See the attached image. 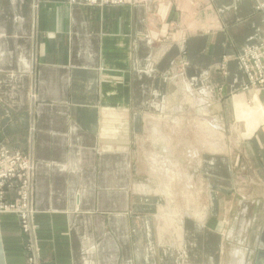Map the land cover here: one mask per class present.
<instances>
[{
  "label": "crops",
  "instance_id": "crops-1",
  "mask_svg": "<svg viewBox=\"0 0 264 264\" xmlns=\"http://www.w3.org/2000/svg\"><path fill=\"white\" fill-rule=\"evenodd\" d=\"M259 2L124 0L100 7L0 0V145L36 163V264H235L233 256L223 259L224 234L207 218L205 224L184 219L183 245L176 232L162 235L164 226L153 218L162 216V205L159 216L147 209L164 201L162 194L138 189H148L138 181L135 158L151 113L170 111L175 91L189 88L204 92L209 107L221 106L219 127L242 123L245 144L256 154L251 179L230 177L227 159L214 166L206 160L202 172L208 190L227 189L220 191L221 217L230 216L229 190L247 196L234 216L241 234L256 218L257 263L264 88L243 90L237 55L264 36ZM25 241L18 216L0 212V264H32Z\"/></svg>",
  "mask_w": 264,
  "mask_h": 264
},
{
  "label": "rangeland",
  "instance_id": "rangeland-1",
  "mask_svg": "<svg viewBox=\"0 0 264 264\" xmlns=\"http://www.w3.org/2000/svg\"><path fill=\"white\" fill-rule=\"evenodd\" d=\"M259 3L261 5H264V2H259ZM185 64L186 63L183 61L181 66H184ZM263 88L264 87H261V89ZM244 91H248V90H244ZM176 92L177 91H175L176 95L175 94L173 95L174 100H172V102L174 101L173 102L174 106H170V111H165L164 113L158 116L159 118L157 117L158 115L157 113L154 112L151 113V116L155 118L154 119L150 118L151 120H149V132L148 134H145L143 140L140 138V145L138 146V152L136 153V158H135L136 167L139 173L138 181L140 180L141 182L143 181L146 184H148L147 192L152 191V192H158L160 194L164 192L163 193L164 196L158 195L160 199L164 198V201L150 202L151 204H149V206L154 204L155 207L148 206L147 209L149 210L150 215L157 214L156 216H159L158 214L159 207H157V205H159L158 203H160V206L162 205V207L167 206L170 208L171 206V209L173 208L176 209L177 207H180L182 212L188 210L192 215V217L190 218L200 222L201 224H205L206 218L208 223L214 221L213 226L210 223L211 226L214 229L221 231V233L224 234L223 235L224 248L222 253L223 259L230 262L232 256L234 255L236 256L242 250L241 248L243 249L251 248L253 251L249 250L247 253H245L244 251V253L246 254V256H248L250 261L251 259L250 254L255 255L256 252L255 251L256 218H253L254 220L251 223L252 225L251 228L249 226L248 231L241 234L239 233L240 230L239 221H238L239 219L235 218L234 216L240 201L246 195L244 196L242 194L240 195V193H238L235 188L233 190H229L228 192L231 195V197L230 199L228 198V201H225L224 203L225 205L228 206V209L230 210L229 213L230 216L221 217L220 214L222 213L221 212L222 203L220 200L222 197L220 196L221 194L220 191L225 192L226 194L227 189L225 188L222 189L215 185L212 186L213 189L210 188L212 189L214 200L212 202L213 208L212 207L209 208V205L211 204V200H210L211 191L210 189L208 190L207 184L209 182L204 179L205 177L202 172V167L206 163V160L209 161L208 164L211 163L214 166L215 164H217V162L219 164V161L227 159L230 168L229 169L230 177H233L235 180H237V178H242V177L245 178L248 177L251 179L253 169H250L248 165L250 163L252 164L253 162H255L254 158L256 154L251 148V145L245 144V142H248V140L244 139L245 135H247L245 134L246 131L244 132V130L242 129L243 128L242 123H237L236 121L229 122L228 124L219 122L220 124H222L221 125L222 127H219V124L216 122L217 119L216 112L219 110L221 106L218 104L216 105L215 101H213L214 103L212 107L211 106L209 107L206 103L207 97H205L204 92L200 93V91H197L199 92V94L195 92L196 93L195 95L192 94L193 93L192 89L191 91L181 90L180 95H178V93ZM245 111H247L246 108L244 112ZM179 119L181 120L182 125H180V123L177 124L178 122L176 120L179 121ZM211 126L216 128L222 134L223 138L221 137L222 140H220V142L224 144V145L221 144L223 148L225 147L223 151H215V152L210 151L209 144H211L212 142L211 140L212 135H210L211 134L210 131L212 130ZM158 132H160V136L156 137V133ZM154 136L156 138H154ZM203 138L205 142L202 140ZM215 138L218 139L219 137L216 136ZM154 139H156V141H154ZM206 142H208V144ZM155 143H157L158 145ZM192 149L193 152H189L192 151ZM209 153L211 154V157L206 158V156L209 155ZM157 155L158 157L162 155H167L169 159L173 160L174 162H177L178 166L175 167L176 169L175 168L171 169L169 176L171 178L168 177V180L166 179L167 181L165 180V178H162L163 176L161 177L162 180H160L161 179L160 177H157L156 175L153 174L154 172L152 171L151 168L153 166L152 160ZM178 170L183 172L187 171L189 173L191 177L189 178L191 180V181L189 180L190 182L189 184L191 185L187 184L188 179H186V176L183 178L180 177L179 175L180 173L177 172ZM187 185L189 187H187ZM158 189L161 190L162 192L159 191ZM167 197H169L168 202L165 199ZM142 209L145 210L144 208ZM204 211L206 212V215ZM197 212H199L200 214L203 213V215L205 216V217L203 216L204 218L203 221H200ZM208 213H211L210 217H207ZM153 218L154 221H156V226L157 223L159 226V222L160 224H162V227L164 226L165 221L162 216H159L158 219H156L155 217ZM234 227H235V231H233ZM155 236L156 235L154 233V237ZM157 236H159L158 233ZM166 245L168 246L169 244L167 243Z\"/></svg>",
  "mask_w": 264,
  "mask_h": 264
},
{
  "label": "built area",
  "instance_id": "built-area-1",
  "mask_svg": "<svg viewBox=\"0 0 264 264\" xmlns=\"http://www.w3.org/2000/svg\"><path fill=\"white\" fill-rule=\"evenodd\" d=\"M92 6L121 5L124 0H72ZM258 9L264 14V5ZM238 63L244 72V90L264 87V36L257 42L248 44L237 55ZM36 163L32 155L11 150L0 145V212L18 216L25 244L32 253L30 263L36 264L35 225H34V177ZM13 193L17 196L13 198Z\"/></svg>",
  "mask_w": 264,
  "mask_h": 264
},
{
  "label": "bare ground",
  "instance_id": "bare-ground-1",
  "mask_svg": "<svg viewBox=\"0 0 264 264\" xmlns=\"http://www.w3.org/2000/svg\"><path fill=\"white\" fill-rule=\"evenodd\" d=\"M189 86V85H188ZM187 86V87H188ZM189 91H191V89L189 88ZM193 91V90H192ZM190 96V95H189ZM197 97V96H196ZM204 97V96H203ZM199 98V97H198ZM203 99V98H202ZM197 101V100H196ZM170 102H172V101H170ZM198 102V101H197ZM195 103V102H194ZM170 104V103H169ZM172 104V103H171ZM205 106V105H204ZM169 107V106H168ZM204 108V107H203ZM200 109V108H199ZM174 110H175V108H174ZM155 118V117H154ZM153 118V119H154ZM159 118V117H158ZM151 120V119H150ZM207 120V119H206ZM177 122V124H179L180 123V125H182L181 124V120L179 119V121L178 120H176ZM209 121V120H208ZM161 122V121H160ZM157 123H159V122H157ZM163 123V122H162ZM175 123V122H174ZM205 123V122H204ZM209 123V122H208ZM200 125H201V122H200ZM210 125V124H209ZM209 125H208V127H209ZM215 125V124H214ZM157 126H158V124H157ZM206 126V125H205ZM160 127V126H159ZM175 127V126H174ZM218 127V126H217ZM205 129V128H204ZM203 129V130H204ZM211 134L210 135H212V138H211V140H212V142H211V144H209L210 145V151L211 152H215V151H223L224 150V148L221 146V144L222 145H224L222 142H220V140H222V134H221V132L220 131H218L216 128H214V127H212L211 126ZM153 131V130H152ZM157 131V130H156ZM158 133H159V135H158ZM158 133H156V137H158V136H160V132H158ZM201 133V132H200ZM203 133V132H202ZM205 135V134H204ZM204 135H203V137H204ZM209 135V136H210ZM224 135V134H223ZM216 136H218L219 138L217 139V138H215ZM155 136H154V138H156ZM222 137V138H221ZM225 137V136H224ZM169 138V137H168ZM158 139H160V138H158ZM157 139V140H158ZM207 139V138H206ZM204 142H205V140H204V138L202 139ZM154 141H156V139H154ZM160 141V140H159ZM159 143V142H158ZM161 143H164V142H161ZM168 143V142H167ZM171 143V142H170ZM207 144H208V142H206ZM155 144H157V143H155ZM207 144H205V145H207ZM158 145V144H157ZM221 146V147H220ZM205 147V146H204ZM164 148V147H163ZM167 148V147H166ZM197 150V149H196ZM167 152V151H166ZM189 152H193V149H192V151H189ZM193 154V153H192ZM161 155V154H160ZM188 156V155H187ZM190 158V157H189ZM152 171L154 172L153 174L154 175H156L157 177H162V178H165V180L167 179L168 180V177L170 176V171H171V169L172 168H175V167H177L178 165H177V162H174L173 160H171V159H169L168 158V156L167 155H162V156H159L158 157V155L157 156H155L154 158H153V160H152ZM181 165V164H180ZM176 169V168H175ZM183 169V168H182ZM174 170V169H173ZM178 173H180L179 175H180V177L181 178H183V177H185L186 176V179H188V185H191V184H189L190 182H189V178H191L190 177V175H189V173L186 171V172H183V171H177ZM176 173V172H175ZM162 178L160 179V180H162ZM169 178H171V177H169ZM176 178H178V177H176ZM193 178V177H192ZM166 180V181H167ZM170 181V180H169ZM168 181V182H169ZM174 181V180H173ZM191 181V180H190ZM168 182H167V185H168ZM172 184V183H171ZM178 184V183H177ZM181 184H183V183H181ZM187 185V187H189ZM186 186V185H185ZM151 187V186H150ZM168 188V187H167ZM138 189L140 190V191H142V192H146L147 193V188H145L143 185L142 186H138ZM160 189V188H159ZM158 189V190H159ZM151 190V189H150ZM159 191H161V190H159ZM166 191V190H165ZM172 191V190H171ZM185 191V190H184ZM162 192V191H161ZM175 192V191H174ZM149 193H150V191H149ZM164 193V192H163ZM163 193H162V195H163ZM167 195H168V193H167ZM188 195V194H187ZM168 198L169 197H167L166 198V200H167V202L169 201L168 200ZM177 200V199H176ZM166 202V203H167ZM167 205V204H166ZM160 206V205H159ZM173 206H174V204H173ZM173 206H172V208H173ZM195 211H197V210H195ZM205 212V211H204ZM179 213V218L177 219L176 218V214H178ZM161 215L163 216V218H164V221H165V223H164V227H163V229L161 230V234L162 235H164V234H166V233H171V232H173V233H177L178 234V240H177V242H178V244L179 245H183V243H184V232H183V224H184V219L186 218H190V217H192V215L190 214V212L187 210V211H184V212H182L181 211V208L180 207H177L176 209H175V211H173L172 209H171V206H170V208L169 207H162L161 208ZM197 215H198V218L200 219V221H203V213L202 214H200L199 212H197ZM205 215H206V212H205ZM205 217V216H204ZM200 223V222H199ZM168 236V235H167ZM163 238V237H162ZM162 240V239H161ZM169 246V245H168ZM183 247V246H182ZM241 250V249H240ZM253 251V250H252ZM233 255H234V253H233ZM248 255H249V253H248ZM251 256V259H253L255 256H256V252H255V255L254 254H250ZM233 258H234V262H235V264H245V258H246V254L244 253V251H240L236 256L234 255L233 256ZM249 259V258H248ZM251 259H250V261L248 262V264H251ZM247 264V263H246Z\"/></svg>",
  "mask_w": 264,
  "mask_h": 264
},
{
  "label": "water",
  "instance_id": "water-1",
  "mask_svg": "<svg viewBox=\"0 0 264 264\" xmlns=\"http://www.w3.org/2000/svg\"><path fill=\"white\" fill-rule=\"evenodd\" d=\"M259 253H258V261L256 263V256L251 259V264H264V232L259 240Z\"/></svg>",
  "mask_w": 264,
  "mask_h": 264
}]
</instances>
